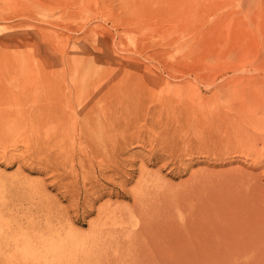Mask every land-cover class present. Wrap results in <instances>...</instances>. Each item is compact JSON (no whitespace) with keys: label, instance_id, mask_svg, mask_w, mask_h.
I'll return each mask as SVG.
<instances>
[{"label":"rangeland","instance_id":"374dc122","mask_svg":"<svg viewBox=\"0 0 264 264\" xmlns=\"http://www.w3.org/2000/svg\"><path fill=\"white\" fill-rule=\"evenodd\" d=\"M260 228L264 0H0V264H264Z\"/></svg>","mask_w":264,"mask_h":264},{"label":"bare ground","instance_id":"6f19581e","mask_svg":"<svg viewBox=\"0 0 264 264\" xmlns=\"http://www.w3.org/2000/svg\"><path fill=\"white\" fill-rule=\"evenodd\" d=\"M36 85H37L36 89L38 90V93H41V98L42 99L47 98L50 94H52V90H54V87H55V84L53 82H51L46 76L43 77V78H40V77L36 78ZM22 88H23V85H22ZM50 88H53V89H50ZM57 100H60V99H57ZM54 103H55V100H53V99H49L46 102H39L37 106L34 105V108L31 110V115L32 116L40 115L39 118L40 119L43 118L42 119V126L47 125L51 120H53L56 117V111H55L56 106H55ZM25 109H27V108H25ZM20 116H22V115H20ZM26 143L30 144V142H26ZM50 214H46L44 216V218H45L44 220H45V222H47L48 225H52L53 222L56 221L55 215H52L53 213L51 215ZM153 223H155V222L153 221ZM151 224L152 223L149 222L148 226H150ZM145 233H146V231H145ZM260 233H264V229L260 228ZM42 234H43V232H40V233L37 234V237H36L37 240L34 237H29L28 238L29 243H34V246H33V250L34 251L38 250L39 247H40V249H43L45 247V245H49V246L53 247V246H55L57 244V242H55L53 239H47V238L43 239V237L41 238ZM165 234L166 235H162V236H159L157 234L156 237H153V240L158 244V248L155 249L156 251L148 249L146 252H139V253L135 252L132 255L135 256V258H138L140 260L141 259H143V260H148V259L152 260L153 258L156 257V253L166 254L169 251V253H171V255L179 257L180 260H181V258H185L186 259L187 254H189L190 251H191L190 249H188L189 247L184 245V244H180V243H172V244L169 245V247H167L168 236H167V233H165ZM148 237L150 238V237H152V235H148ZM116 238L117 237H113L112 240H114V242L116 241L117 245H122L121 241H117ZM185 239H188V238L185 237ZM254 242H255V240H254ZM177 245H178V247H177ZM42 246H44V247H42ZM182 249H184V250H182ZM216 256H219V258H222V257L226 258V257L232 256V253H231V250H228V252H223V253H217V252L216 253H210V256L208 257V259H203L202 261L203 262L207 261V263H208L209 261H211ZM261 257L264 258V253L261 254ZM175 260H177V259H175ZM11 261H13V259L11 260V258H7V260H6V262H11ZM182 261H184V260H182ZM178 262L180 263V261H178ZM135 264H136V262H135Z\"/></svg>","mask_w":264,"mask_h":264}]
</instances>
